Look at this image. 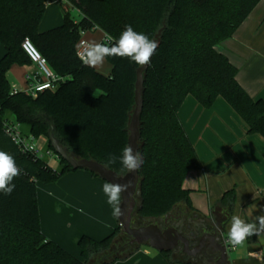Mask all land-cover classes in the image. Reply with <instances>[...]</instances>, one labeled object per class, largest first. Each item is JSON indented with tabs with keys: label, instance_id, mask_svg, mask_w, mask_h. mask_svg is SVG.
I'll use <instances>...</instances> for the list:
<instances>
[{
	"label": "trees",
	"instance_id": "trees-1",
	"mask_svg": "<svg viewBox=\"0 0 264 264\" xmlns=\"http://www.w3.org/2000/svg\"><path fill=\"white\" fill-rule=\"evenodd\" d=\"M261 1L79 0L84 15L80 21L65 13L62 26L42 33L39 26L47 0H0V43L6 49L0 61V150L12 154L23 169L13 181L12 194H0V264H116L140 247L131 244L120 226L100 241L81 236V258L48 240L41 227L37 184H55L75 170L59 156L62 169L55 171L43 159L22 153L5 131L7 112L18 124L29 126L36 138L47 137L51 118L54 135L68 152L95 160L120 176L128 173L119 161L110 164L108 159L110 154L119 157L128 145L141 66L127 58L108 57L110 76L85 66L77 56L82 32L95 29L118 38L125 25H131L153 40L160 33L144 73L138 209L139 218L159 219L179 204L195 211L184 181L190 171L203 166L179 117L188 96L205 109L218 98L225 99L246 123L248 134L264 138V100L248 94L237 80L239 69L217 50ZM26 38L61 78L54 90L36 97L13 93L8 80L12 66L32 64L22 48ZM49 148L53 151L50 143ZM217 207L216 227L224 231L236 207L235 190L225 193L214 210ZM162 254L171 260L170 253Z\"/></svg>",
	"mask_w": 264,
	"mask_h": 264
},
{
	"label": "crops",
	"instance_id": "crops-1",
	"mask_svg": "<svg viewBox=\"0 0 264 264\" xmlns=\"http://www.w3.org/2000/svg\"><path fill=\"white\" fill-rule=\"evenodd\" d=\"M64 17L61 6L47 7L39 26L40 32L62 26ZM217 50L239 69L237 80L248 94L254 100H264V0L234 36L218 45ZM5 54V46L0 43V61ZM95 69L105 76H110L113 71L109 63ZM37 77L39 70L34 64L14 65L8 72L13 93H26ZM6 117L10 123L19 126L23 135L35 138L42 150V159L52 169H62L61 159L55 158L47 137H34L28 126V134H25V125L23 127L15 122L11 112H7ZM179 117L203 167L190 171L184 181V189L190 191L195 211L179 204L174 212L195 222H204L214 231L220 213L218 207L214 210L216 204L225 193L235 190L233 215L248 222L254 220L264 208V138L249 135L246 123L223 98H218L212 108L205 109L194 97L188 96ZM104 182L88 171L78 170L66 174L55 184H37L43 234L77 258H81L78 247L81 236L87 235L100 241L119 226L118 218L113 216L112 207L102 191ZM75 224L77 229L73 230ZM229 227L230 221L224 231H219L224 240H229ZM262 235L264 233L247 238L241 248L235 246L234 260L230 264H264V250L259 246ZM116 264L188 263L172 256L169 260L161 252L140 246L131 258Z\"/></svg>",
	"mask_w": 264,
	"mask_h": 264
},
{
	"label": "water",
	"instance_id": "water-1",
	"mask_svg": "<svg viewBox=\"0 0 264 264\" xmlns=\"http://www.w3.org/2000/svg\"><path fill=\"white\" fill-rule=\"evenodd\" d=\"M155 41L159 43L160 33L157 35ZM148 67L149 64L140 67L137 71L135 109L129 126L130 137L128 145L130 144L134 151L137 150L139 152L141 116L144 108V73ZM49 121L51 125L47 134L48 141L57 156L66 161L73 170H86L96 174L103 181L121 184L130 183V187L122 196L120 206L123 215L118 218V222L123 232L131 238V244L137 246L148 245L150 248L161 253L175 252L180 247V244H182L184 253L188 256L195 257L205 250L213 254L212 258L216 260V264H230V252L227 249L222 234L210 232V228L204 222H195L189 218H185L189 236L184 235L176 227H169L163 230L159 223L167 220L170 215L159 219H142L144 224L139 226L135 222V219L138 217V209L141 206V201H139L141 198L139 170L120 176L115 171L95 160L77 158L73 153L68 152L56 139L52 119L49 118ZM190 239L195 240L193 245H191Z\"/></svg>",
	"mask_w": 264,
	"mask_h": 264
},
{
	"label": "clouds",
	"instance_id": "clouds-1",
	"mask_svg": "<svg viewBox=\"0 0 264 264\" xmlns=\"http://www.w3.org/2000/svg\"><path fill=\"white\" fill-rule=\"evenodd\" d=\"M158 48V42L150 39L143 32H137L131 25H125L124 30L118 38L109 33H104L102 42H88L77 52L78 58L88 67L96 68L102 66L108 57L127 58L138 66H145L150 63L151 57ZM93 95H97L94 90ZM35 145L25 142V150L32 151ZM119 161L121 170L128 173L136 172L143 164V156L139 151H134L132 146L126 145L122 154L117 157L110 154L108 162L115 164ZM23 174V169L16 163L15 157L3 150H0V194L11 195L15 190L14 179ZM130 183H113L105 181L102 191L107 197V203L112 207V214L119 218L123 215L121 208L123 193L128 190ZM260 215H256L251 222L245 221L238 215L230 217V227L227 237L232 245L238 246L251 237L264 233V208L260 209Z\"/></svg>",
	"mask_w": 264,
	"mask_h": 264
},
{
	"label": "built area",
	"instance_id": "built-area-1",
	"mask_svg": "<svg viewBox=\"0 0 264 264\" xmlns=\"http://www.w3.org/2000/svg\"><path fill=\"white\" fill-rule=\"evenodd\" d=\"M78 1L79 0H47L46 5L47 7L59 5L62 7L64 13H70L74 18L76 17L78 19L76 21H80L84 15L77 6ZM86 43L87 41L82 38L78 43L77 52L80 51L81 47ZM22 48L31 60L32 64L36 65L39 70V77H37L32 82L29 90L26 93L30 96L36 97L39 93H42L46 90H54L56 88L57 82L60 81L61 78L58 77L49 67L47 59L40 53L30 38H26L23 41ZM14 93L17 94L19 92L15 91ZM5 131L12 138L14 143L20 148L22 153L42 159V150L36 143L35 138L23 135L17 124H12L7 119L5 122ZM25 142L30 145L34 144V149L32 151L25 150ZM224 241L229 252L235 250V247L229 240Z\"/></svg>",
	"mask_w": 264,
	"mask_h": 264
},
{
	"label": "flooded vegetation",
	"instance_id": "flooded-vegetation-1",
	"mask_svg": "<svg viewBox=\"0 0 264 264\" xmlns=\"http://www.w3.org/2000/svg\"><path fill=\"white\" fill-rule=\"evenodd\" d=\"M170 217L167 220L161 221L159 224L164 229L169 227H176L178 230H180L184 235H188V230L185 222V217L173 212L169 214ZM168 216V215H167ZM136 221L139 223V226H142L144 222L142 221V218L138 219L136 218ZM212 233H219L217 229L211 230ZM189 236V235H188ZM191 245L195 243L194 239H190ZM172 257L178 258L180 260H183L187 262L188 264H216V260L212 258L213 254L209 251L203 250L201 254H198L197 256H188L184 253L183 245L180 244V247L175 252L170 253ZM231 263V262H230ZM222 264V263H220Z\"/></svg>",
	"mask_w": 264,
	"mask_h": 264
},
{
	"label": "rangeland",
	"instance_id": "rangeland-1",
	"mask_svg": "<svg viewBox=\"0 0 264 264\" xmlns=\"http://www.w3.org/2000/svg\"><path fill=\"white\" fill-rule=\"evenodd\" d=\"M76 18V17H75ZM76 20H78L77 18H76ZM82 37L85 39V40H88V42L90 41V42H92V41H96V42H102L103 40H104V33L101 31V30H98V31H94V30H86V31H84V32H82ZM108 65V61L105 59V61H104V63H103V65ZM23 127H24V125H23ZM29 127V126H28ZM29 129V128H28ZM27 129V125H25V127L23 128V131L25 132V134H28V130ZM46 137V136H45ZM55 158L56 159H59V157L55 154ZM84 171H86V170H84ZM57 185V184H56ZM57 189H61V188H59L58 186H57ZM81 212H83V209L81 210ZM138 219H140L139 217H137ZM135 222L137 223V224H139L137 221H136V219H135ZM73 230H75V229H77V227H76V224H75V226H73V228H72ZM72 231V230H71ZM107 236V235H106ZM105 236V237H106ZM109 236V235H108ZM104 237V238H105ZM80 239V238H79ZM103 239V238H102ZM79 241V240H78ZM145 247H149L148 245H144ZM238 246H240V248L242 247V244L241 245H238ZM259 246H260V248H262L263 250H264V235H262V237L260 238V242H259ZM150 248V247H149ZM151 250H153V251H155L154 249H152L151 248ZM234 252L233 251H231L230 253H229V259H230V262H233V260H234Z\"/></svg>",
	"mask_w": 264,
	"mask_h": 264
}]
</instances>
